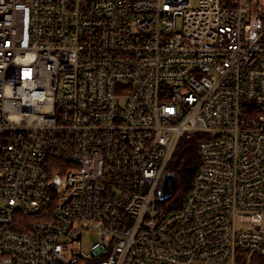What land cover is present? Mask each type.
Segmentation results:
<instances>
[{
  "label": "built area",
  "instance_id": "obj_1",
  "mask_svg": "<svg viewBox=\"0 0 264 264\" xmlns=\"http://www.w3.org/2000/svg\"><path fill=\"white\" fill-rule=\"evenodd\" d=\"M0 264H264V0H0Z\"/></svg>",
  "mask_w": 264,
  "mask_h": 264
},
{
  "label": "trees",
  "instance_id": "obj_2",
  "mask_svg": "<svg viewBox=\"0 0 264 264\" xmlns=\"http://www.w3.org/2000/svg\"><path fill=\"white\" fill-rule=\"evenodd\" d=\"M199 142L200 136L198 135H184L172 155L167 173L174 176L175 185L168 200V202L170 200L172 202L166 203V207L169 209H179L186 199L190 180L196 167V149ZM183 175H187L188 178L181 179ZM178 193L179 195H177Z\"/></svg>",
  "mask_w": 264,
  "mask_h": 264
},
{
  "label": "water",
  "instance_id": "obj_3",
  "mask_svg": "<svg viewBox=\"0 0 264 264\" xmlns=\"http://www.w3.org/2000/svg\"><path fill=\"white\" fill-rule=\"evenodd\" d=\"M175 185V178L172 174H166L160 188V195L168 197L171 195Z\"/></svg>",
  "mask_w": 264,
  "mask_h": 264
},
{
  "label": "rangeland",
  "instance_id": "obj_4",
  "mask_svg": "<svg viewBox=\"0 0 264 264\" xmlns=\"http://www.w3.org/2000/svg\"><path fill=\"white\" fill-rule=\"evenodd\" d=\"M188 177H187V175H183V176H181V179H187ZM177 195H179V193L177 194ZM176 195V196H177ZM174 199V198H173ZM172 201L170 200L169 202H168V204H170Z\"/></svg>",
  "mask_w": 264,
  "mask_h": 264
}]
</instances>
